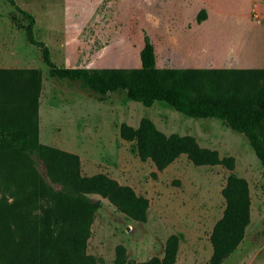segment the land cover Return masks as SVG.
<instances>
[{
  "label": "rangeland",
  "instance_id": "374dc122",
  "mask_svg": "<svg viewBox=\"0 0 264 264\" xmlns=\"http://www.w3.org/2000/svg\"><path fill=\"white\" fill-rule=\"evenodd\" d=\"M222 1L0 0V68L41 71L39 141L76 153L83 175L105 173L149 201L142 222L130 219L99 195H90L102 202L86 248L98 264H112L118 244L135 262L160 257L170 234L179 237L175 264H206L212 252L209 235L224 209L221 188L230 171L222 165L195 166L185 155L161 171L150 160L141 161L135 142L121 139L119 125L126 122L135 127L142 117L150 118L166 134H192L201 146L234 157L233 171L249 185L251 220L243 241L223 264H264V168L243 134L218 119L187 117L162 102L147 107L128 99L123 90L100 95L81 81L49 73L50 69L126 66L136 59L144 34L158 56L165 57L174 41L181 43L179 55L191 52L192 41L220 55ZM18 8L33 16L34 36L49 48L53 66H47L40 50L27 41L28 20ZM201 9L209 22L192 29L190 35L186 19L190 27ZM33 158L46 178L43 163Z\"/></svg>",
  "mask_w": 264,
  "mask_h": 264
},
{
  "label": "trees",
  "instance_id": "16d2710c",
  "mask_svg": "<svg viewBox=\"0 0 264 264\" xmlns=\"http://www.w3.org/2000/svg\"><path fill=\"white\" fill-rule=\"evenodd\" d=\"M28 23L27 41L43 62L53 66L50 50L34 36L33 16L18 8ZM205 9L196 16L200 23ZM141 67L50 69V75L81 81L94 93L125 91L128 99L151 106L162 102L191 118H214L243 134L264 168V69H156L154 47L144 34ZM38 69L0 68V264H98L86 252L99 195L134 221H146L149 201L105 173L83 175L76 153L43 144L38 135ZM119 135L134 141L141 161L163 170L180 155L195 166L222 165L230 172L221 188L224 209L209 235L212 252L206 264H223L244 239L251 220L247 180L233 170L235 159L201 146L192 134L164 133L148 117L137 126L119 125ZM33 156L45 168L38 171ZM57 185L58 188H55ZM179 237L170 234L162 256L135 262L118 244L112 264H175Z\"/></svg>",
  "mask_w": 264,
  "mask_h": 264
},
{
  "label": "crops",
  "instance_id": "0c3cea01",
  "mask_svg": "<svg viewBox=\"0 0 264 264\" xmlns=\"http://www.w3.org/2000/svg\"><path fill=\"white\" fill-rule=\"evenodd\" d=\"M223 43L222 53H210L203 45L195 42L188 44L190 53L179 55L180 42L169 44L165 57L158 56L154 47L156 69H213V70H260L264 69V0H223ZM247 7V11L238 9ZM197 16V15H196ZM195 19L189 27L186 19L188 34L192 29L209 22V15L200 23ZM189 18V17H188ZM143 47L140 43L136 51V59L126 66L116 67H84L86 69H137L141 67L139 51ZM175 49V50H174ZM139 63V66H137ZM134 64V66H132ZM210 148V147H209ZM213 149V148H212Z\"/></svg>",
  "mask_w": 264,
  "mask_h": 264
}]
</instances>
